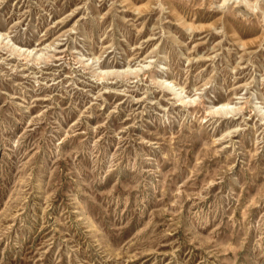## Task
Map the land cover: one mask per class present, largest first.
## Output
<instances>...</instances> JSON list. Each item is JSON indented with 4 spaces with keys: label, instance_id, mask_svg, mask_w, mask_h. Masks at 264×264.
<instances>
[{
    "label": "rangeland",
    "instance_id": "1",
    "mask_svg": "<svg viewBox=\"0 0 264 264\" xmlns=\"http://www.w3.org/2000/svg\"><path fill=\"white\" fill-rule=\"evenodd\" d=\"M0 264H264V0H0Z\"/></svg>",
    "mask_w": 264,
    "mask_h": 264
},
{
    "label": "bare ground",
    "instance_id": "2",
    "mask_svg": "<svg viewBox=\"0 0 264 264\" xmlns=\"http://www.w3.org/2000/svg\"><path fill=\"white\" fill-rule=\"evenodd\" d=\"M225 104V103H224ZM228 104V103H227Z\"/></svg>",
    "mask_w": 264,
    "mask_h": 264
}]
</instances>
